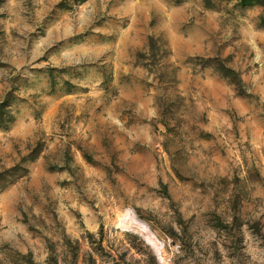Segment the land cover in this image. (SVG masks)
<instances>
[{"label": "rangeland", "instance_id": "1", "mask_svg": "<svg viewBox=\"0 0 264 264\" xmlns=\"http://www.w3.org/2000/svg\"><path fill=\"white\" fill-rule=\"evenodd\" d=\"M240 1L0 0V264H264Z\"/></svg>", "mask_w": 264, "mask_h": 264}, {"label": "trees", "instance_id": "2", "mask_svg": "<svg viewBox=\"0 0 264 264\" xmlns=\"http://www.w3.org/2000/svg\"><path fill=\"white\" fill-rule=\"evenodd\" d=\"M240 3L244 7H247V6L254 4V3H261L264 5V0H241ZM262 21L264 23V14L262 16ZM228 75H230V74H228Z\"/></svg>", "mask_w": 264, "mask_h": 264}]
</instances>
